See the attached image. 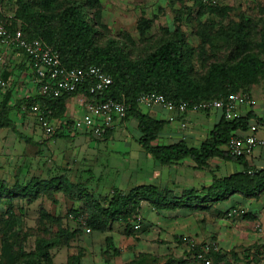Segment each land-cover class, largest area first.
Masks as SVG:
<instances>
[{"label": "trees", "instance_id": "obj_1", "mask_svg": "<svg viewBox=\"0 0 264 264\" xmlns=\"http://www.w3.org/2000/svg\"><path fill=\"white\" fill-rule=\"evenodd\" d=\"M9 1L0 0V4ZM15 3L17 9L11 18L2 16L0 11V20L3 21L1 24L13 34L20 30L25 39H38L55 49L64 67L84 68L94 65L107 73L112 82L108 89L96 98L104 96L126 105L125 115L117 121L123 122L131 118L136 120V128L140 133L137 143L160 165L190 159L196 168L203 169L208 168L210 159L218 157L240 163L243 169L228 176L213 177L211 184L204 188L202 196L188 190L179 197L153 185H138L127 191L114 188L110 196L97 197L91 191L88 179L71 181L64 174L49 178L32 177L25 184L15 181L9 185L0 179V205H8L0 212V222L3 224L0 228V264H54L51 250L68 245L81 229L78 223L77 227L70 229L62 224L61 216H54L41 209L40 217L54 225L56 230L43 228L36 236L33 248L27 250L23 242L26 235L20 237L21 234L13 230L18 220L17 213L12 209V202L15 199H23L30 203L41 194L52 198L54 194L62 193L73 203H81L80 207L72 206L69 209L74 221L85 213L86 226L97 232L111 230L113 224L120 221L124 223V233L132 235L136 230L133 229L131 220L135 219L142 201H147L158 210L207 208L228 200L234 194L245 198H257L264 193V168L256 170L248 164L245 156H232L222 148L226 146L229 138L235 135L236 129L249 128L250 119L254 118L257 124L264 122L262 119L248 113L245 117L228 120L222 114L198 147L189 146L183 140L159 145L155 141L169 121L142 112L141 106L137 103L138 96L145 92L160 93L175 103L225 99L231 92L249 94L252 87L264 79V17L259 16L253 20L240 15L237 21L231 20L216 33L212 32L211 24H201L200 29L196 31L200 43L194 47L187 41L186 34L179 24L180 10H175V28L172 31L166 30L164 39L132 58L124 42L115 38H107L103 43L100 42L104 25L98 9L99 0H15ZM171 3H174L173 0ZM194 3L197 4L199 14L209 13L225 18L232 10L227 5L205 4L200 0H194ZM95 8L93 12L88 11ZM153 21V18L145 16L138 19L136 30L140 37L145 36ZM253 29L257 30L256 37H253ZM217 40L221 42L218 44ZM10 48L22 54L31 67L30 58L22 49L13 46ZM219 50L225 51L223 59L215 56ZM196 52L197 60L205 67L204 72L198 76L194 73ZM11 76L12 71L6 73L3 71L0 75L6 83L4 88L0 87V130L10 129L21 140L34 143L19 130L18 123L25 116L26 112L22 110L24 106L40 103L49 111L47 115L49 121L53 123L60 121V126L55 128L50 137L55 139L71 137L61 130L64 125L68 127L73 125V120L65 118V104L68 98L78 93L90 97L87 84L56 97L38 92L35 96L14 100L12 87L8 85L12 81ZM36 88L38 91L37 85ZM110 129L103 138L108 137ZM22 212L20 208L19 213ZM199 248V244L190 248L189 252H186L188 259L168 257L164 261L148 252H140L125 264H190L191 255ZM253 251L252 247L244 248L240 254L234 250L228 252L219 250L212 251L210 257L212 264H240L242 260L250 262L255 257L259 259L260 252ZM104 253L115 256L119 253L110 236L105 237ZM79 257L77 254L68 264H73L75 260L77 262ZM107 263L105 259V264Z\"/></svg>", "mask_w": 264, "mask_h": 264}, {"label": "rangeland", "instance_id": "obj_2", "mask_svg": "<svg viewBox=\"0 0 264 264\" xmlns=\"http://www.w3.org/2000/svg\"><path fill=\"white\" fill-rule=\"evenodd\" d=\"M171 1L99 0L98 9L101 14V22L104 25V29L101 30L100 42L103 43L107 38H115L124 42L129 55L134 58L164 39L166 30L172 31L175 28V10H180L179 24L186 34L187 41L194 47L200 43L196 31L200 29L201 24H211L212 32L216 33L231 20L237 21L240 15L253 20L259 16L264 17V0H217L219 5H227L232 8L229 16L225 18L209 13L199 14L194 0H173L174 3ZM0 7L4 11L1 15L8 18L14 16L17 9L15 0L0 4ZM94 10L96 8L88 9L89 12ZM141 16L154 19L151 28L143 37H140L136 30V23ZM2 22L0 20V24ZM253 31V37H256L257 30L253 29ZM217 42L219 44L221 41L217 40ZM224 55V50L215 53L218 59H223ZM0 68H2V64H0ZM204 68L197 60L196 52L194 54V73L197 76L201 75ZM141 109L149 111L158 109L157 118L166 119L168 115L164 110L160 111L158 106H141ZM200 116L205 120V129L208 133L214 125L216 117L213 114L205 116L203 113ZM133 120L131 118L115 123L113 132L105 139L93 138L81 132L74 135L73 139H55L46 136L34 116L26 112L23 121L18 123L19 130L31 138L34 143L21 140L10 129L0 130V179L12 185L15 181L25 184L32 177L49 178L58 174L66 175L71 181H84L86 176H95V178L99 176V179H95L91 183L92 188L90 189L94 196H110L112 191L110 186L113 183L127 191L130 188L128 186L134 184L133 176H144L146 169L145 167L140 169L141 147L137 144L138 131ZM56 122L54 123L55 128L57 127ZM172 124L179 125L178 122L172 121L165 128ZM205 134L201 139L205 137ZM94 144L96 146H93ZM99 144H102L99 146L100 148L97 147ZM188 144L195 145L191 141H188ZM142 164L144 166V163ZM99 184L104 188H99ZM263 197L264 193L257 198H246L245 200H252L255 203ZM7 206V204H1L0 212L4 211ZM72 206L78 208L81 203H73L62 193H56L52 198L41 194L30 203L23 199H15L12 202V209L17 213L18 220L15 222L13 230L19 232L20 237L23 234L26 235V239L23 241L25 249L33 248L34 240L43 228L56 230L54 225H50L40 217L41 209L54 216H61L64 226L70 229L77 227V223L69 214V209ZM258 206L260 207L258 218L261 219L264 207L261 203ZM20 208L23 210L22 213H19ZM234 208L238 210L237 215L230 218L224 217V214H215V211L208 210V207L186 208V212L182 211L184 208H177L158 213L147 201H142L136 216H140L141 228L144 226L145 230L143 228V231L138 230L129 236L123 234L124 223L120 221L115 222L111 231L106 233L105 231L86 232L85 227L81 225L80 231L69 241L68 245L55 247L51 250L53 262L54 264H68L69 261H73L74 256L79 254L78 261L75 260L73 264H105V259H107V264H125L140 252L156 255L161 261L168 257L188 259L189 256H186V252H189L191 248L190 243L200 244L214 241L219 246V250L225 252L234 250L240 254L244 248L252 247L253 252H260V258L255 257L250 262L242 260L240 264H264V224L261 220L253 222L251 219H244L243 216L247 209L243 205L237 204ZM81 216L86 218L85 213H82ZM133 220H131V224H133ZM242 220L253 222L247 226L248 231L255 237L252 242L249 240L232 244V240H230L232 234H229L228 230L247 231L246 227L239 224ZM2 226L3 224L0 222V228ZM107 233L113 237L114 243L119 249L116 256L104 253Z\"/></svg>", "mask_w": 264, "mask_h": 264}, {"label": "built area", "instance_id": "obj_3", "mask_svg": "<svg viewBox=\"0 0 264 264\" xmlns=\"http://www.w3.org/2000/svg\"><path fill=\"white\" fill-rule=\"evenodd\" d=\"M205 4H218L217 0H200ZM0 42L3 46H11L22 49L31 61V70L34 83L38 87V92L42 95L60 96L64 92L75 91L78 87L87 84V91L90 97L83 93H78V101L84 107V112L79 118L73 120V125L77 130H87L93 138H103L104 134L112 128L115 121L120 120L126 112V105L120 101L98 95H102L112 82V78L101 68L89 65L84 68H67L61 65L58 52L50 46H47L38 39H25L20 30L14 34L9 32L3 24H0ZM3 54L0 52V64H4ZM6 83L0 78V87L4 88ZM137 103L143 107L158 106L164 110L169 122H178L181 129L187 127V121L184 115L189 112L213 111L219 110L226 119L232 120L238 117V108L244 105L254 103L247 93L231 92L225 99H209L199 102L168 100L160 93L145 92L138 96ZM40 103H32L28 107H23L24 112L32 114L46 136H51L55 131V125L49 121L48 110L44 109ZM257 124L249 127V133L244 136L233 135L226 144V151L232 156L252 155L253 151L262 146L264 142L256 137L255 130ZM238 210L231 208L226 216L232 217ZM76 223L83 225L86 232L90 228L86 226L83 216H79ZM141 228V218L136 216L133 220V229ZM196 243H190L193 248ZM200 248L191 255L190 264H212L210 253L219 251V246L214 241L200 243Z\"/></svg>", "mask_w": 264, "mask_h": 264}, {"label": "crops", "instance_id": "obj_4", "mask_svg": "<svg viewBox=\"0 0 264 264\" xmlns=\"http://www.w3.org/2000/svg\"><path fill=\"white\" fill-rule=\"evenodd\" d=\"M2 9L3 8H0V11L3 13L4 11ZM0 48L5 62L4 64H2V68H0V75L2 74L3 71L5 73L7 71H12V76H11L12 81H10L8 85L12 87L13 99L17 100L20 98L35 96L36 93H38V91L36 88V84L34 83V79H33L34 77L32 75V70L29 62L26 61V58L22 54L13 51L11 48H8L3 45H0ZM4 66H6V68H4ZM248 95L251 98H253L254 103L249 106L248 105L240 106L238 108V117H245L248 113H252L253 116L262 119L264 121V79H262L258 84L254 85ZM65 105H66L65 118H69L70 120L79 118L84 112V107L81 104V102L78 101L77 94L68 98ZM158 111H159L158 109H156L155 111L142 110V112L148 113L150 116L155 118H157L156 113ZM160 111L163 110L161 109ZM201 113H203L205 116H209L213 114V116L216 117V121L214 122V125L219 121L222 115V113L219 110H213L209 112L189 111L184 115V118L187 121V127L185 129H181L179 125H174V124L169 125L166 128H164L161 132H159L158 138L155 141V143L159 145H166V144L175 143L179 140H183L187 143V145H189L188 141H191L193 144H195L189 146L198 147L202 143V141L207 138L209 131L211 130L209 129L207 133V130L205 129V120L201 118L200 116ZM24 118L25 116L21 119L19 123H21ZM161 119H165V118H161ZM115 123H118V121H116ZM133 123L136 128V124H137L136 120H133ZM248 123L249 125L257 124L254 118L250 119ZM56 125H57L56 128L60 126L59 120L56 122ZM62 125H64L63 122ZM114 128L115 127L112 126L108 136L113 132ZM73 129H74L73 127H68L64 125L61 128L62 132L71 135V137L59 138V139H73L74 135L78 134V132H81L82 134L85 135L86 134L90 135L87 130H77V129L73 130ZM204 133H206L205 137L201 139ZM248 133H249V128L245 130L236 129L234 131V134L239 136H244ZM255 135L257 138H259L264 142V122L257 124ZM139 137H140V133L138 132L137 140ZM100 145L102 144L97 145V147L100 148L99 147ZM93 146H96V144H94ZM222 148L225 149L226 147L224 146ZM140 157L142 158L140 159V167H141L140 169H142L143 167L146 168L144 170V176H133L132 180L134 184L128 187L131 188L138 185H153L160 190H166L178 197L188 190H193L195 195L202 196L204 194V188L208 187L211 184L213 177L228 176L230 174L240 172L243 169L240 163L223 160L218 157L210 159L208 168H203V169L196 168L195 164L190 159H184L169 165H160L142 148L140 150ZM246 161L248 162L249 165H252L253 168H255L256 170L263 169L264 144L256 148L253 151L252 155L246 157ZM142 163H144V166ZM99 178H100L99 176H97V178H95V176H86L85 179L89 180L90 182L89 187L92 188L91 186L92 181H95V179L97 180ZM110 187L112 189L117 188L123 190L121 187L117 186L114 183ZM99 188H104V187L99 184ZM245 199L246 198L242 197L239 194H234L226 201L219 202L212 206H209L208 210L215 211V214L216 213L219 215L224 214V217H226L227 211L230 208H234L235 205L239 204V205H243L247 209V212H245V214L247 215L243 216L244 219L246 218L251 219L253 220V222L261 220L262 224H264V214H262L261 219L258 218L260 213L258 210L260 209V207L258 205L261 203L262 206L264 207L263 205L264 197L255 203L252 202V200H245ZM155 211L159 213L161 211L168 212L172 210L156 209ZM182 211L186 212L187 209L184 208L182 209ZM253 222L247 220H242L241 222H239L240 226L246 227L247 229V231L246 230L239 231L241 234H238L239 232H236L233 229L228 230L229 231L228 233L232 234V238L230 239L232 240L231 243L237 244L249 240L252 242L255 235L248 231L249 230L248 226L251 225ZM143 228L144 226L140 230L143 231ZM110 231L111 230H107L105 231V233ZM123 234L126 235L125 233ZM107 236H110L113 239V237L108 233L106 234L105 237Z\"/></svg>", "mask_w": 264, "mask_h": 264}]
</instances>
